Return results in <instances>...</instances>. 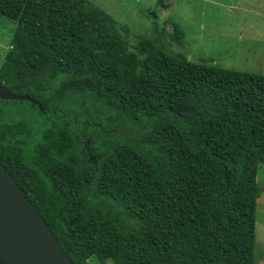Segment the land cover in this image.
I'll use <instances>...</instances> for the list:
<instances>
[{"label": "trees", "instance_id": "trees-1", "mask_svg": "<svg viewBox=\"0 0 264 264\" xmlns=\"http://www.w3.org/2000/svg\"><path fill=\"white\" fill-rule=\"evenodd\" d=\"M1 16L0 83L38 104L0 98V163L73 264L257 263L264 73L166 53L180 25L135 35L90 0ZM103 122L125 137L92 140Z\"/></svg>", "mask_w": 264, "mask_h": 264}, {"label": "rangeland", "instance_id": "rangeland-1", "mask_svg": "<svg viewBox=\"0 0 264 264\" xmlns=\"http://www.w3.org/2000/svg\"><path fill=\"white\" fill-rule=\"evenodd\" d=\"M90 1L135 35L150 37L154 29L161 31L166 26L171 30V23L180 25L185 31L183 42L179 45L164 41L166 53H182L189 60H208L224 68L264 73V0ZM16 26V20L0 17V65L6 52L15 45L13 33ZM98 110L101 116L108 113L107 110ZM15 113L11 108L10 114ZM99 119L94 117L97 128ZM101 124L100 133H92V140L97 142L102 135L117 133L107 122ZM85 152L87 157L93 153L89 147ZM256 181L260 199L256 205L255 259L259 263L264 259V202L261 201L264 199V163L258 165ZM111 263V260L106 262Z\"/></svg>", "mask_w": 264, "mask_h": 264}, {"label": "water", "instance_id": "water-1", "mask_svg": "<svg viewBox=\"0 0 264 264\" xmlns=\"http://www.w3.org/2000/svg\"><path fill=\"white\" fill-rule=\"evenodd\" d=\"M0 98L38 104L27 94L14 92L2 83ZM0 264H73L35 206L1 163Z\"/></svg>", "mask_w": 264, "mask_h": 264}, {"label": "crops", "instance_id": "crops-1", "mask_svg": "<svg viewBox=\"0 0 264 264\" xmlns=\"http://www.w3.org/2000/svg\"><path fill=\"white\" fill-rule=\"evenodd\" d=\"M258 199H260V196H259ZM258 199H257V200H258ZM261 201L264 202V199H262ZM257 203H258V202H257ZM256 264H264V259H263L261 262H259V263L257 262Z\"/></svg>", "mask_w": 264, "mask_h": 264}]
</instances>
